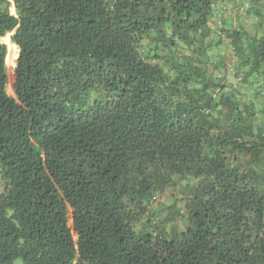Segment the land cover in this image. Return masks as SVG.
Listing matches in <instances>:
<instances>
[{"label":"trees","instance_id":"obj_1","mask_svg":"<svg viewBox=\"0 0 264 264\" xmlns=\"http://www.w3.org/2000/svg\"><path fill=\"white\" fill-rule=\"evenodd\" d=\"M228 3L0 0V264H264V0Z\"/></svg>","mask_w":264,"mask_h":264},{"label":"rangeland","instance_id":"obj_2","mask_svg":"<svg viewBox=\"0 0 264 264\" xmlns=\"http://www.w3.org/2000/svg\"><path fill=\"white\" fill-rule=\"evenodd\" d=\"M11 13L15 14V10L12 8ZM238 18L241 19V22L247 26L250 25V20L247 18L246 13H244V9L242 8V0H231V3L226 5V9L222 14L216 13L215 21L222 22L226 21L227 23H232L234 26L236 22H238ZM11 37V35H9ZM230 50L226 48L224 50V54H229ZM230 57V56H229ZM228 57V58H229ZM17 63V62H16ZM16 67V65H15ZM15 67L9 71L7 68V76H8V85H7V94L15 98V92L13 89V85L15 82ZM232 75V74H230ZM230 81H233L234 78L232 76H228ZM1 182V180H0ZM184 187L179 185L176 187H167L161 193H159V203L153 206V212L156 214V218L161 219L162 221L167 218H174L175 211H182L185 213V205L182 201V191ZM0 191H1V183H0ZM172 216V217H171ZM180 227H183V218H175L174 224ZM69 225L72 226V220H70Z\"/></svg>","mask_w":264,"mask_h":264},{"label":"bare ground","instance_id":"obj_3","mask_svg":"<svg viewBox=\"0 0 264 264\" xmlns=\"http://www.w3.org/2000/svg\"><path fill=\"white\" fill-rule=\"evenodd\" d=\"M1 41L5 43L8 47V55L6 58V65L9 71H11L15 65H17V59L19 56V48L14 45L11 41V38L9 35L6 37L2 38Z\"/></svg>","mask_w":264,"mask_h":264},{"label":"built area","instance_id":"obj_4","mask_svg":"<svg viewBox=\"0 0 264 264\" xmlns=\"http://www.w3.org/2000/svg\"><path fill=\"white\" fill-rule=\"evenodd\" d=\"M228 72L233 73V67L231 65L228 66Z\"/></svg>","mask_w":264,"mask_h":264},{"label":"water","instance_id":"obj_5","mask_svg":"<svg viewBox=\"0 0 264 264\" xmlns=\"http://www.w3.org/2000/svg\"><path fill=\"white\" fill-rule=\"evenodd\" d=\"M12 36H13V34H11V37H10L11 39H12ZM18 57H19V56H18ZM15 69H16V67H15Z\"/></svg>","mask_w":264,"mask_h":264}]
</instances>
